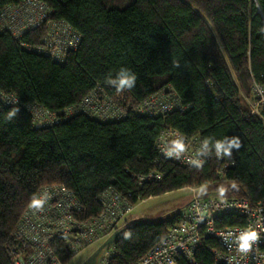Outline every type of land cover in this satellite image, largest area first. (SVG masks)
<instances>
[{
	"label": "trees",
	"instance_id": "obj_1",
	"mask_svg": "<svg viewBox=\"0 0 264 264\" xmlns=\"http://www.w3.org/2000/svg\"><path fill=\"white\" fill-rule=\"evenodd\" d=\"M20 1L0 0V9ZM41 1L51 19L69 24L80 41L58 62L29 49L42 43L44 26L18 38L0 31V264H11L6 248L14 243L16 224L45 184L71 190L80 219L101 211L98 197L110 187L130 193L132 203L188 187L252 205L264 196V126L244 100L252 80L264 83V0ZM120 67L136 74L134 88L117 92L107 84ZM96 89L118 98L124 117L62 115ZM161 91L186 109L158 116L134 112L133 106ZM4 97H15L17 105L5 104ZM26 105L57 122L36 127ZM164 126L202 140L235 137L240 146L222 160L212 151L199 167L157 161L156 139ZM151 171L162 173L161 181L139 188L134 178ZM177 218L125 219L109 264H136ZM216 221L217 227L245 224L232 215ZM53 246L64 263L71 258L61 243ZM210 248L220 246L206 236L195 264H214Z\"/></svg>",
	"mask_w": 264,
	"mask_h": 264
},
{
	"label": "built area",
	"instance_id": "obj_2",
	"mask_svg": "<svg viewBox=\"0 0 264 264\" xmlns=\"http://www.w3.org/2000/svg\"><path fill=\"white\" fill-rule=\"evenodd\" d=\"M44 26L46 35L42 43L29 47L38 53H44L55 61H62L67 52L77 48L80 35L69 24L51 19L47 4L41 0H21L0 9V31L18 38L24 33ZM244 100L252 115L257 116L264 126V83L252 80L250 93ZM5 104L17 105L15 97H4ZM33 117V123L40 126L51 125L57 120L35 105L24 106ZM172 93L161 91L153 94L144 102L133 106L138 115L158 116L167 111H184ZM69 115L82 112L101 121L121 119L125 111L118 104V98H112L100 90H93L77 106L62 111ZM73 110V112H72ZM53 118V119H51ZM177 139L185 145L179 157L169 156L167 147ZM202 139L198 135L187 136L164 126L157 139V161H169L181 166H195L193 161L209 160L212 152L199 155ZM224 156L217 157L222 160ZM221 171H218L220 173ZM162 173L151 171L135 177L138 187L148 182H159ZM129 194L124 195L110 187L102 192L98 201L101 211L86 219L78 218L75 213L81 211V205L71 190L60 184H45L38 188L29 204L20 216L13 234V245L6 248L11 264H65L57 254L53 244L58 242L73 256L89 245L108 238L118 228L120 222L133 210ZM40 199L39 206L32 204ZM220 215H232L245 219L242 226H216ZM248 229L257 233L249 248L241 250L238 244L240 234ZM119 235V234H118ZM117 235V236H118ZM116 236V237H117ZM206 236L215 238L220 249L210 248L214 255V264H264V196L252 205L244 198L227 197L215 193H193L185 207L178 213L177 221L169 228L161 240L136 264H179L184 260L195 264V251ZM116 239V238H115ZM114 239V241H115ZM103 251L99 264H109L114 248Z\"/></svg>",
	"mask_w": 264,
	"mask_h": 264
},
{
	"label": "rangeland",
	"instance_id": "obj_3",
	"mask_svg": "<svg viewBox=\"0 0 264 264\" xmlns=\"http://www.w3.org/2000/svg\"><path fill=\"white\" fill-rule=\"evenodd\" d=\"M123 1L124 0H112V2L115 3ZM64 114L69 115L70 113L68 110H66ZM202 190L203 188L198 189L195 187H188L180 190L167 192L158 196H152L147 199L139 200L135 204L133 210L124 218V220H166L182 211V209L190 200L193 193L202 194ZM124 220L120 222L118 228L113 232L111 236L89 245L81 252L71 256V258L68 259L65 264H95L97 259L100 262L101 254L103 253L106 246H108V250L111 251L112 242L118 234L123 232L125 228Z\"/></svg>",
	"mask_w": 264,
	"mask_h": 264
},
{
	"label": "clouds",
	"instance_id": "obj_4",
	"mask_svg": "<svg viewBox=\"0 0 264 264\" xmlns=\"http://www.w3.org/2000/svg\"><path fill=\"white\" fill-rule=\"evenodd\" d=\"M136 74L127 67H120L114 75L106 77L108 85L112 86L117 92H123L126 89H132L136 84ZM16 114V110L9 111L7 119L11 120ZM239 140L235 137H225L222 139H215L212 137L205 138L199 150V155L206 156L212 151L215 152L217 157L231 156L234 148H239ZM185 145L181 139L174 140L166 149L169 156L179 157L184 151ZM193 164L199 167L202 164V160L195 159ZM42 203L40 199L34 198L32 204L39 206ZM257 233L253 229H248L240 234L238 237V244L241 250H247L250 246V242L254 240Z\"/></svg>",
	"mask_w": 264,
	"mask_h": 264
},
{
	"label": "crops",
	"instance_id": "obj_5",
	"mask_svg": "<svg viewBox=\"0 0 264 264\" xmlns=\"http://www.w3.org/2000/svg\"><path fill=\"white\" fill-rule=\"evenodd\" d=\"M199 189V188H198ZM102 256H103V253L101 254V258H102ZM101 258H100V260H101ZM95 264H99V260L97 259V261L95 262Z\"/></svg>",
	"mask_w": 264,
	"mask_h": 264
},
{
	"label": "water",
	"instance_id": "obj_6",
	"mask_svg": "<svg viewBox=\"0 0 264 264\" xmlns=\"http://www.w3.org/2000/svg\"><path fill=\"white\" fill-rule=\"evenodd\" d=\"M36 127H40V124H37Z\"/></svg>",
	"mask_w": 264,
	"mask_h": 264
}]
</instances>
